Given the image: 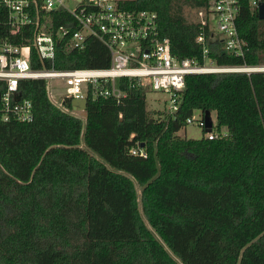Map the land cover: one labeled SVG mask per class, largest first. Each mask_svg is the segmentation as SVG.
I'll return each mask as SVG.
<instances>
[{"label":"trees","instance_id":"obj_1","mask_svg":"<svg viewBox=\"0 0 264 264\" xmlns=\"http://www.w3.org/2000/svg\"><path fill=\"white\" fill-rule=\"evenodd\" d=\"M127 6L158 14L175 59L204 63L190 13L209 0ZM53 15L65 25L63 12ZM238 26L245 58L209 40L210 61L264 62V21L247 2ZM35 60L34 69L110 64L93 39L82 51L60 42L54 63ZM117 84L126 98L90 93L82 120L72 99L70 112L50 101L45 81L21 83L35 121L0 122V264H264V73L188 76L178 111L158 118L147 109L148 84ZM196 111L215 113L226 136L179 137ZM139 147L146 159L131 154Z\"/></svg>","mask_w":264,"mask_h":264},{"label":"built area","instance_id":"obj_2","mask_svg":"<svg viewBox=\"0 0 264 264\" xmlns=\"http://www.w3.org/2000/svg\"><path fill=\"white\" fill-rule=\"evenodd\" d=\"M131 0H0V122L30 124L35 121L31 100L23 97L21 83L43 80L48 98L66 112L70 99L114 98L121 101L127 93L118 79L146 83L150 90L170 96L169 114L178 111L186 77L210 74L264 73V62L257 65L221 66L210 61L209 40L220 41L223 49L236 58H245L249 43L241 35L238 19L245 2L259 14L264 0H209L206 9L196 11L200 25L196 41L203 49L204 63L172 55L171 41L161 37L158 14L128 9ZM63 12V26H56L53 14ZM68 16V20H67ZM108 50L109 67L99 69H34L33 62L54 63L56 48L85 50L89 40ZM36 54V58L34 57ZM64 85L65 96L55 98L53 81ZM74 114L75 112L73 110ZM197 123L206 130L205 118L195 116L187 124ZM226 134L212 129L206 134L217 140ZM134 156L147 158L144 148L131 150Z\"/></svg>","mask_w":264,"mask_h":264},{"label":"rangeland","instance_id":"obj_3","mask_svg":"<svg viewBox=\"0 0 264 264\" xmlns=\"http://www.w3.org/2000/svg\"><path fill=\"white\" fill-rule=\"evenodd\" d=\"M190 19L191 20H197L196 19V10L191 11L190 13ZM53 87L55 90V98L61 100L64 98V85L61 84V82H58L57 80L53 81ZM147 109L150 113V115L154 118H158L159 116H166L169 114V107H170V96L163 92H155L152 90H149L147 92ZM77 115L82 119L85 120V114L84 112H78ZM197 119H201L202 112L196 111L194 115ZM211 120L214 124V131L217 133L227 134V129L222 128L221 131H218L217 129V118L216 114H210ZM181 138H187V139H201L204 135V129L198 126L197 123L195 124H189L184 129H182L178 134Z\"/></svg>","mask_w":264,"mask_h":264},{"label":"water","instance_id":"obj_4","mask_svg":"<svg viewBox=\"0 0 264 264\" xmlns=\"http://www.w3.org/2000/svg\"><path fill=\"white\" fill-rule=\"evenodd\" d=\"M259 18L260 20L264 21V5L259 10ZM72 105H73V110L75 112H85L88 106V99L86 98L72 99ZM205 122H206V133H210L213 129L214 124L211 120L210 113L208 112L205 114Z\"/></svg>","mask_w":264,"mask_h":264}]
</instances>
